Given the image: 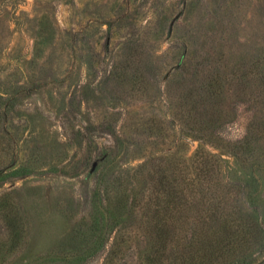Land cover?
<instances>
[{
	"label": "rangeland",
	"instance_id": "374dc122",
	"mask_svg": "<svg viewBox=\"0 0 264 264\" xmlns=\"http://www.w3.org/2000/svg\"><path fill=\"white\" fill-rule=\"evenodd\" d=\"M0 264H264V0H0Z\"/></svg>",
	"mask_w": 264,
	"mask_h": 264
}]
</instances>
